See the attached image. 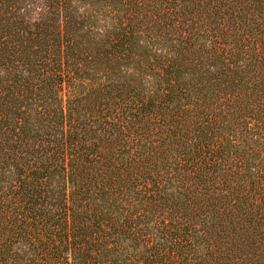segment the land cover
I'll use <instances>...</instances> for the list:
<instances>
[{
	"label": "trees",
	"instance_id": "obj_1",
	"mask_svg": "<svg viewBox=\"0 0 264 264\" xmlns=\"http://www.w3.org/2000/svg\"><path fill=\"white\" fill-rule=\"evenodd\" d=\"M0 264H264V0H0Z\"/></svg>",
	"mask_w": 264,
	"mask_h": 264
}]
</instances>
